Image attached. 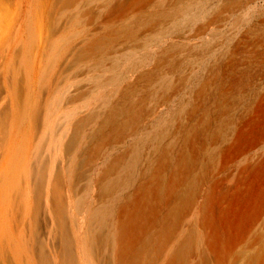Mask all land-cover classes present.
<instances>
[{
	"label": "rangeland",
	"instance_id": "obj_1",
	"mask_svg": "<svg viewBox=\"0 0 264 264\" xmlns=\"http://www.w3.org/2000/svg\"><path fill=\"white\" fill-rule=\"evenodd\" d=\"M264 264V0H0V264Z\"/></svg>",
	"mask_w": 264,
	"mask_h": 264
},
{
	"label": "bare ground",
	"instance_id": "obj_2",
	"mask_svg": "<svg viewBox=\"0 0 264 264\" xmlns=\"http://www.w3.org/2000/svg\"><path fill=\"white\" fill-rule=\"evenodd\" d=\"M44 264H48L47 260H45ZM59 264H74V263L69 253H63L59 259Z\"/></svg>",
	"mask_w": 264,
	"mask_h": 264
}]
</instances>
